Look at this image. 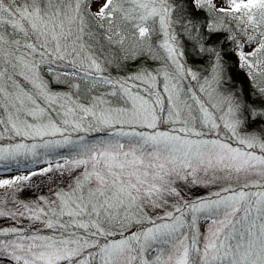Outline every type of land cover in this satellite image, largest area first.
I'll use <instances>...</instances> for the list:
<instances>
[{
    "label": "snow or ice",
    "instance_id": "obj_1",
    "mask_svg": "<svg viewBox=\"0 0 264 264\" xmlns=\"http://www.w3.org/2000/svg\"><path fill=\"white\" fill-rule=\"evenodd\" d=\"M39 149L67 155L0 179V264H264V0H0V165Z\"/></svg>",
    "mask_w": 264,
    "mask_h": 264
},
{
    "label": "trees",
    "instance_id": "obj_2",
    "mask_svg": "<svg viewBox=\"0 0 264 264\" xmlns=\"http://www.w3.org/2000/svg\"><path fill=\"white\" fill-rule=\"evenodd\" d=\"M176 32L178 34V39H179V42H180V47L183 49L184 51V60L187 64L188 67H191L195 70H200L202 68H206L207 67V64L205 62L204 59L198 57V56H194L193 53H192V48H191V41L187 40L184 36L182 35H179L180 33V29L179 27L176 28ZM231 59H234V58H230V66L228 67V73L230 76H232L233 80L237 83V84H241L243 85L246 81V77L244 76L243 72L234 67V66H231ZM146 67L148 68H153V67H157L158 65L154 64V63H151V62H147L145 64ZM135 70V66H129L127 69H122V70H113V69H110L109 70V73L113 76V77H117V76H123L125 74V72H131V71H134ZM107 74V73H106ZM44 79L49 83V86L54 90V91H58V92H67L69 91L68 88L64 87L63 85H58L56 84L55 82H53L49 75L47 74H44ZM101 92L104 91V89H101L100 90ZM94 95L96 93H93ZM253 130H256V131H259V126L256 125V126H250L248 128V131L251 132ZM95 135H98V134H90L89 135V139H92L93 136ZM221 135H223V133H221ZM61 155H67L66 152H63V151H58V152H53V153H50L48 155H44V150L43 149H39L38 150V155L36 157L35 160H32L31 162H27V165L25 164H21L20 165V168H23L24 169H35V168H40V167H44L46 164L43 163V161L45 160H51V161H57L60 159ZM33 163V164H31ZM19 167H17L15 164H12L10 165L9 168H5L3 165H0V169H3V170H8L10 173H13L15 171V169L17 171H20ZM9 172H2V173H9ZM255 190V189H253Z\"/></svg>",
    "mask_w": 264,
    "mask_h": 264
},
{
    "label": "rangeland",
    "instance_id": "obj_3",
    "mask_svg": "<svg viewBox=\"0 0 264 264\" xmlns=\"http://www.w3.org/2000/svg\"><path fill=\"white\" fill-rule=\"evenodd\" d=\"M97 8H98V5L96 3H93L92 10L96 11ZM31 161L32 159H29V162ZM59 161L63 163L62 159H59ZM46 166L47 164L44 167ZM40 168H43V167H40ZM40 168H35V169L27 168L24 170L23 168H20L21 169L20 171H17L15 169L13 173H10L8 170L0 169V179H13L16 176L29 175L30 171L39 170ZM5 171L9 173H2ZM53 181H55V183ZM68 183H71V181H68ZM20 187L22 190L17 192L16 195L18 199L24 200L25 202L36 201L38 197L52 198L53 192L60 191L61 189H63L64 191L68 190L65 187V180L58 178V173L56 172L48 173L47 176L32 177L31 180L29 181L21 182ZM211 190L215 191L216 189L213 188ZM5 191L6 189H0V194H3ZM208 191H209L208 189H203V188H201L199 191H196L195 189H193L192 192L186 193L185 198L194 199L198 196H205ZM10 206L11 205H9V207ZM148 215H152V213L149 212ZM0 223H2V221H0ZM200 230L201 232L205 231V222L202 220L200 221Z\"/></svg>",
    "mask_w": 264,
    "mask_h": 264
}]
</instances>
